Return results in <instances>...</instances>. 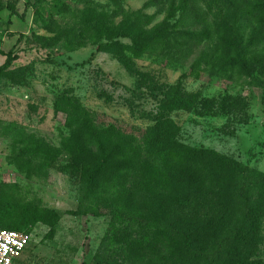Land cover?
Here are the masks:
<instances>
[{
	"label": "rangeland",
	"instance_id": "374dc122",
	"mask_svg": "<svg viewBox=\"0 0 264 264\" xmlns=\"http://www.w3.org/2000/svg\"><path fill=\"white\" fill-rule=\"evenodd\" d=\"M228 7L227 0H0V67L4 54L17 56L0 75V229L30 235L16 264L147 262L126 260L119 242L133 215L117 214L114 204L121 198L134 213L155 201L144 186L134 190L130 174L117 180L109 172L107 182L86 193L80 149L91 143L89 120L142 140L164 114L178 127L180 143L264 175V61L251 70H225ZM93 10L110 15L111 39L100 33ZM137 10L153 18L148 28L165 24L174 35L208 29L211 36L191 50L165 45L135 58L117 28ZM179 87L182 96H197L192 110L162 113ZM181 211L180 222L231 229L217 224L215 205ZM242 220L236 215L232 224ZM261 237L264 262V217Z\"/></svg>",
	"mask_w": 264,
	"mask_h": 264
},
{
	"label": "trees",
	"instance_id": "16d2710c",
	"mask_svg": "<svg viewBox=\"0 0 264 264\" xmlns=\"http://www.w3.org/2000/svg\"><path fill=\"white\" fill-rule=\"evenodd\" d=\"M227 1L228 19L222 47L229 54L225 70H251L256 62L264 61V2ZM93 12L100 33L111 39L114 29L107 26L110 15ZM124 23L127 24L117 28V38H129L131 45L126 47L127 52L135 58L165 45L174 52L184 47L191 50L211 36L208 29L180 30L174 35L165 24L148 28L154 23L153 18L143 10L125 13ZM4 55L6 61L0 67V75L17 60L11 52ZM177 91L176 97H167L163 102L162 113L192 110L197 96H182L180 87ZM165 116L153 121L142 140L114 127H98L91 120L85 125L93 133L91 143L80 149L85 158L82 171L86 193L90 196L101 183L107 182L109 172L117 180L130 174L134 190L140 191L144 186L147 198L155 201L146 212L135 209L134 213L123 206L125 200L123 204L121 198L114 204L117 214L128 211L133 215L129 225L122 229L119 242L123 245L121 251L130 256L126 260L147 261L145 264H264L258 259L264 217V200L260 195L264 194V175L214 150L180 143L178 127ZM134 199L135 196L128 198ZM214 205L220 213L217 224L231 228V232L222 233L218 225L180 222L181 210L191 213L193 209ZM236 215L243 216V220L235 226L232 223ZM4 220L0 212V226H4ZM133 227L139 232H134Z\"/></svg>",
	"mask_w": 264,
	"mask_h": 264
},
{
	"label": "built area",
	"instance_id": "2783aa9c",
	"mask_svg": "<svg viewBox=\"0 0 264 264\" xmlns=\"http://www.w3.org/2000/svg\"><path fill=\"white\" fill-rule=\"evenodd\" d=\"M30 244V235L0 229V264H16Z\"/></svg>",
	"mask_w": 264,
	"mask_h": 264
}]
</instances>
